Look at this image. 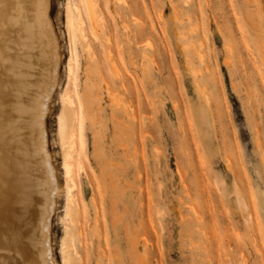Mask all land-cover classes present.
Returning a JSON list of instances; mask_svg holds the SVG:
<instances>
[{
    "label": "rangeland",
    "instance_id": "rangeland-1",
    "mask_svg": "<svg viewBox=\"0 0 264 264\" xmlns=\"http://www.w3.org/2000/svg\"><path fill=\"white\" fill-rule=\"evenodd\" d=\"M98 1L99 33L88 16L84 26L90 50L66 28L69 0L47 2L60 63L42 125L30 114L49 82L51 43L28 0L9 16L24 43L19 53L36 59L33 78L46 80L27 87L31 103L20 120L27 123L29 186L39 213L48 184L41 126L61 186L50 227L55 260L62 264L61 241L69 233L76 264H264V0ZM20 11L31 23L25 31L14 25ZM66 85L91 89L100 108L94 127L85 116L82 122L85 161L75 170L82 208L72 222L64 215L57 140ZM7 110L18 120L15 109ZM37 236L34 257L43 264Z\"/></svg>",
    "mask_w": 264,
    "mask_h": 264
},
{
    "label": "bare ground",
    "instance_id": "bare-ground-1",
    "mask_svg": "<svg viewBox=\"0 0 264 264\" xmlns=\"http://www.w3.org/2000/svg\"><path fill=\"white\" fill-rule=\"evenodd\" d=\"M18 1H22L24 6V2L27 0H0V264L39 263L38 259L34 257L35 254L37 255L34 247L37 246L36 244L39 240L37 236L38 231L41 232V240L44 245L42 251L38 252L40 254L39 256H42L41 261L43 264H59L55 260L52 251L50 227L52 216L56 211V197L61 190V186L55 175L53 165L51 166L50 164L49 155L46 152L43 126L38 129V132L41 134L39 147L42 151V158H40L44 163L41 164L43 166L45 165L44 171L47 175L48 184L44 210L40 213L36 208L39 200L35 197V190L29 186L33 179L29 177L31 175V165L29 164V159L27 161L26 158L30 148L26 146V138L22 131L23 124L27 123L26 121L20 120V118L24 119L27 113V104L31 103L30 93H28L27 87L33 83H44L46 80L33 78V66L36 59L32 56L23 58V54L19 53L24 49V43L20 39L15 38L12 30L13 25L10 23L12 19L9 17L11 8ZM47 2L49 4V0H28L27 3L29 5L26 4L27 9L33 6L36 8V16L48 34L52 51L49 82L46 87L44 86L42 88V91L36 93V98L32 100L36 106H39V109L37 108L38 111H35L38 114L35 115L34 112L30 114V117L33 118L36 116V119L41 125L43 112L46 109L54 88L58 84L60 63L57 37L53 33L51 20L48 18ZM66 8V28L70 36L75 41L83 43V46L87 50H90L92 45L89 42V35L85 31L84 26L87 24L86 17L88 16L91 27L96 33H99L101 17L103 15V12L101 15L99 1L69 0L68 7L66 6ZM25 12L20 11L17 13L18 18L14 25L19 28V31L27 30V27L31 24L28 23L29 21L26 19ZM110 53L111 51L109 55ZM74 54L75 49L72 47L71 57L66 68L69 77H72L75 73ZM200 58L202 59V57ZM113 61L112 64H114ZM115 67L119 69L118 66ZM118 72L115 71L117 75ZM27 73L31 75L24 77ZM99 79L101 81V72ZM65 88L61 100V110L57 118V140L64 151L63 168L66 180L64 187L66 195L64 215L72 222L77 219L75 212L81 207L78 195L75 193V190L78 189L76 180L77 171L75 170L77 166H83L85 161V155L83 154L82 122L85 116L89 120L90 126L94 127L98 120L97 117L100 108L98 107L97 99L94 97L93 91L88 89V87L85 86V88L78 89L77 87L70 88L67 86ZM108 95L114 98V94L109 92ZM10 96L12 98L7 99ZM10 108L16 110L18 120H14L13 115L7 112V109ZM133 116L135 118V115ZM35 125L38 126V124ZM41 185L39 186L41 187ZM41 191L43 192V190ZM238 200L240 205L247 208L243 197L238 198ZM93 209L96 210V206ZM38 217L39 222L37 223ZM95 219L97 220V218ZM70 249H73L74 253L79 255L76 250L73 235L66 233L62 238L60 248L62 264L75 263L70 254Z\"/></svg>",
    "mask_w": 264,
    "mask_h": 264
}]
</instances>
